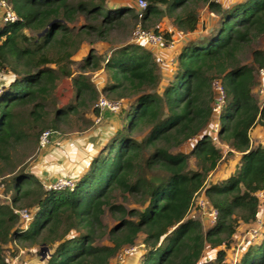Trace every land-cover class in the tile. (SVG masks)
Returning a JSON list of instances; mask_svg holds the SVG:
<instances>
[{
	"label": "trees",
	"instance_id": "trees-1",
	"mask_svg": "<svg viewBox=\"0 0 264 264\" xmlns=\"http://www.w3.org/2000/svg\"><path fill=\"white\" fill-rule=\"evenodd\" d=\"M7 2L18 20L0 27V71L8 73L0 92L5 197L0 202V264H9L6 254L14 257L19 248H29L31 264H109L139 234L143 251L138 264H231L226 249L239 230L258 218L263 226L257 237L262 239L256 244L246 240L235 264H264V216L257 196L264 190V145L252 146L249 136L253 126H264V102L252 95L264 51H250L251 65L240 59L264 36V0L226 7L219 0H145L141 18L135 5L112 7L109 0ZM202 6L214 15L213 24L180 48L169 77L160 73L149 49L134 43L113 46L107 55L91 47L83 58H73L84 43L124 40L137 23L158 32L159 22L171 18L176 30L194 32ZM163 35L169 40L166 31ZM101 68L107 79L97 91L87 74ZM67 77L74 102L59 107L54 90ZM214 79L225 92L216 132L208 129ZM99 93L128 100L120 108L119 127L87 169L73 177V188L45 189L39 173L21 165L23 158L35 150L45 129L65 133L75 124L79 130L92 125L84 111ZM90 112L99 115L95 108ZM215 143L228 146L226 155L238 153L240 163L226 180L205 186L223 159ZM184 144L188 149L181 148ZM202 189L216 210L214 222L205 228L187 217ZM115 192L138 207L116 203ZM23 208L31 214L25 228L15 212ZM106 210L116 225L108 229L110 244L104 245L98 242L105 236L101 216ZM42 247L46 256L40 260ZM204 249L213 255L207 257Z\"/></svg>",
	"mask_w": 264,
	"mask_h": 264
},
{
	"label": "rangeland",
	"instance_id": "rangeland-1",
	"mask_svg": "<svg viewBox=\"0 0 264 264\" xmlns=\"http://www.w3.org/2000/svg\"><path fill=\"white\" fill-rule=\"evenodd\" d=\"M238 1H242V0H219V2L224 7L231 6V5H233L234 3L238 2ZM119 3H127V4H130V5L131 4L135 5L136 4V0L135 1L134 0H109V4L112 7L114 5L119 4ZM135 7H136V5H135ZM198 11H199V21H198L197 29L194 32L182 33L181 31L176 30V28L171 25V18H164V19H162L159 22V31L162 32V33L164 31H166L170 35L169 39L170 38L173 39L174 42H176V43H179V40H182V39H191V38H195V37H198L200 35L205 34L206 31H204V29L206 30V28H208L211 24H213L212 23L213 22L212 19L214 18V15L211 12H209L206 9V7H203V6L200 7L198 9ZM133 28H132V30H133ZM132 30L130 31L128 36L125 37L124 40H121V39L119 40L118 38L113 37V38H111V40H112L111 42H95V43L91 44L92 46H90V44H88V43H84L83 46H81V49L77 52V54L73 56V58H74V60H77L78 58H83L85 56L86 52L88 51V49L91 48V47L96 48V49L98 48V51L100 53L107 55V54L110 53V50H111V48L113 46L117 47V45H119V44L124 45V43H133L130 40L131 39ZM168 30H170V32ZM179 46L180 45H178V47ZM178 47L177 46H171V47H168V48H164L165 52H166L165 54L164 53L163 54L162 53L158 54V52H156V57L155 58H156V61L158 63V66H159V70L161 71L160 73L163 75L164 78L166 76V72L165 71L168 72V71H170L171 69H173L175 67V57H176V55L178 53V49L180 48V47L179 48ZM253 48H259L262 51H264V36H261L258 39H256L250 45V47H247L244 51H242V53L240 55V59H241L242 63H245L247 65L248 64L251 65L250 51ZM160 59H163L162 62H159ZM77 65L78 64H75L72 67H74V69H76V68H78ZM76 74H77V71H75L74 75H76ZM87 75L89 76V79H90L91 83L93 84V86L94 87H96V86L98 87L97 91H100L101 88L103 87L104 83L106 82L107 73L101 68V69H98V70L93 71V72H88ZM263 76H264V74L261 73L259 71V69H258L256 74H255V78H256L257 84L252 89V95L257 100V102H259L260 100L262 101V99L264 98L263 97L264 94L262 95V93H260V89L264 88V78H263ZM57 85H58L57 88L54 90V92H55L54 97L56 98L57 106L61 107L63 105L68 104L69 102L70 103L74 102L73 101L74 100V90H73L72 85H71L70 77L61 79L57 83ZM260 94L262 95V97L260 96ZM99 96H104V95L99 93ZM107 99H110V98H107ZM119 101L121 102V109H122V107H127V102H128L127 99H120ZM263 102H264V100L262 101V103ZM91 108H93V105L91 106ZM91 108H89V109L84 111V117L85 118H91V119L93 117L94 121L97 122L96 118H94L96 116L92 112H90ZM121 109L118 110L117 112L111 114V119L112 120H110V122L108 124H109L110 128L112 127L113 131H114L113 127L115 126V124H117L115 129L118 128L119 125H120L119 121H121V117L119 115L120 114L119 112L121 111ZM82 123H83V120L81 122H78V124L80 126L82 125ZM100 123H101V121L99 123H97V124H100ZM92 125H95V124L93 123ZM92 125H90V126L92 127ZM74 126L75 127H73V130L65 132L67 134L70 133V134H68V137L69 136H71V137L80 136L81 133H83L82 131H85V129L84 130H79L77 128L76 124ZM90 126L87 127V128L90 129ZM109 127H108V129H109ZM208 129L211 130L210 127H208ZM91 130H95V128L94 129L92 128ZM81 136H83V135H81ZM249 136L251 138V145L252 146H257L259 144L264 145V126H262L260 124H256L249 131ZM108 137H109V135H108ZM108 137L105 139V142L108 139ZM212 139H213L214 142L216 141L215 133H212ZM105 142H104V144H105ZM216 145H218L221 148L222 156H223L222 158L223 159L208 174V176L206 178V181H205V186H207V185H209L210 183H213V182H220V181L226 180L238 168L239 163H240L239 162V157H238L239 155L237 153H234L232 155H226V153L228 151V146L227 145H225V144L224 145L216 144ZM181 148L183 150H186V149H188V146H187V144H184ZM41 153H40V155H41ZM39 159H40V156L38 154V151L35 148V150L30 152L27 156H25L23 158V161H22L21 165L26 167V169L28 170V169H30L33 166L34 167L38 166L40 164ZM90 161H91V159L88 160V162H90ZM194 161H195L194 157H191L189 159V166L191 168H193V169L195 168V162ZM87 167H86V169H87ZM38 172L40 173V171H38ZM144 172H146V170H144ZM39 175H41V174H39ZM78 175H80V174H78V173L75 174V176H78ZM146 175L148 176L149 173L146 172ZM41 177H43V176L41 175ZM2 189H3L2 186H0V202L3 200V198H5L3 196V194H2ZM257 196H258L259 203H260V206H261L263 204L262 203V198H264V190L261 191V192H257ZM200 198H203V200H206V198L204 196L203 189L200 190L195 195L194 201H193V203L191 205V208H190V210L188 212V216L187 217L199 220L202 223L203 228H205L208 225L212 224V222L210 221V217L207 214L208 213L207 204H204L203 206H200V204H198V199H200ZM114 199H115L116 203L122 204L128 209L132 208V207H135V208L138 207V205L133 203L129 198H123V196L120 195L117 192H115V198ZM263 210L264 209L262 208V211L259 214V215H261L262 218L264 216V211ZM101 220H102L103 224L105 225V228H106L105 231L106 232H105L104 238L101 239L98 242V244L107 245V244H110V241H109V238H108L106 233H107L109 228H111L114 225H116V221L112 219V217L110 216V214H109V212L107 210L101 216ZM262 230H263V228H262ZM243 233H244L243 230H239L238 234L235 237V240L232 243V245L229 248L226 249V262L227 263L232 262L233 258H235V252L238 249L237 248V244L239 246L240 245L242 246V245L245 244L246 240L241 237V235H243ZM141 239H142V235L139 234L137 236L136 240H135V243H134V244L138 245V251H137V253H135L136 254L135 255L136 256V260L132 264H138V261H139V259L141 257V254H142V252H140ZM261 239H262V237L260 235L259 237H256L255 240L252 241V243H255V244L259 243L261 241ZM246 243H249V242H246ZM240 247H239V250H238L239 256L241 255ZM27 249H29V248H19L18 252L16 253V255H14V257H10L9 254H6V256H8V258H10L9 261H10L11 264H31L30 261L33 259V255L31 253H28ZM33 249H34V247L30 248V250H33ZM119 251L114 256H112L109 259V264H113L118 259ZM211 251L212 250L204 249V255L206 254L207 257L210 256V255H213V252H211ZM40 252H41V248H40L39 254H40ZM44 252L46 254V251H44ZM41 257H42V255L40 254V260H41ZM43 258H45V257H43ZM130 261H131L130 259L127 260V258H124L125 264H130L131 263Z\"/></svg>",
	"mask_w": 264,
	"mask_h": 264
},
{
	"label": "built area",
	"instance_id": "built-area-1",
	"mask_svg": "<svg viewBox=\"0 0 264 264\" xmlns=\"http://www.w3.org/2000/svg\"><path fill=\"white\" fill-rule=\"evenodd\" d=\"M217 1V0H216ZM136 7L138 8V17L141 18L142 13L141 10L146 7L145 0H136ZM18 20L17 15L12 10L10 3L7 2V0H0V27H4L8 23H13ZM170 32V30H168ZM131 42L134 44H138L141 46H149L156 49H159L160 47L168 48L173 46L175 43L173 39H166L164 38V35L162 32L158 31L155 32L151 29H144L140 23H137L136 26L133 28L131 33ZM163 59H160L159 62H162ZM259 71L264 74V67L260 68ZM8 73L4 71H0V92L2 91V86L5 84V77ZM211 89L214 93V99L211 103V124L209 127L212 131L216 132L218 128V115L220 114V111L225 103V92L223 85L218 79H214L211 82ZM260 93L264 94V88L260 89ZM93 108L97 109L99 112L102 111H108L110 113H115L121 108V102L119 100H112L107 99L104 96H99L93 103ZM96 121H98V118H96ZM56 134V131L51 129H45L43 130L39 136L37 141V147L36 150H40L44 148L46 145L49 144L51 137ZM75 186V180L71 176H65L60 175L57 176L55 179L50 181H45L43 184V187L47 190H63V189H71ZM263 191V190H261ZM259 191V192H261ZM261 195V194H260ZM262 208L264 209V198H262ZM198 204L200 206H203L204 204H207L208 208V216L210 217V221L213 223L216 218V210L209 206L206 200H203V198L198 199ZM264 211V210H263ZM15 212L19 215L20 220L22 222L21 226L26 227L27 223L31 220V214L26 209H15ZM262 227V220L261 218L256 219V222L253 226L248 227L246 230H244L243 235H241L242 238L245 240H254L257 235L259 234V231ZM237 243V242H236ZM237 244V251L235 252V258H233L231 264H235L238 261L239 257V246ZM138 251V245L137 244H131L123 246L118 255V259L113 264H125L124 258H127V260L133 256ZM17 257V256H16ZM11 264V263H9Z\"/></svg>",
	"mask_w": 264,
	"mask_h": 264
},
{
	"label": "crops",
	"instance_id": "crops-1",
	"mask_svg": "<svg viewBox=\"0 0 264 264\" xmlns=\"http://www.w3.org/2000/svg\"><path fill=\"white\" fill-rule=\"evenodd\" d=\"M188 40L189 39L179 40V43L175 42L173 46L178 47V45H180L179 47L181 48L183 45L186 44ZM144 47L149 49L154 55V57H156V52H158V54L166 53L163 47H160L159 49L149 46H144ZM180 48L178 49V52ZM165 72H166V76L170 75V71L168 72L165 71ZM5 81H7L6 77H5ZM95 88L97 89L98 87L96 86ZM262 95L260 94L261 97ZM263 100L264 98L262 99V101ZM262 101L260 100L259 103H261ZM111 114L113 113H110L108 111L99 112V115L94 117V118H98L97 122H95L92 117V120L94 121L93 123L95 125H92V127L90 126V129L87 128L85 129V131H82L83 133H81V135L83 136L80 135V136L68 137V134L70 133L67 134V133L56 132V134H54L51 137L48 145H46L44 148L40 150H37L40 156L39 159L40 164L36 167L33 166L30 169L37 172L40 171V173L39 172L38 173L43 176L41 178L42 181L44 182L53 180L60 175L76 177L75 174L77 173L81 174L82 171L85 170L86 167L88 166L89 163L88 160H90L101 150V148L104 145L105 139L111 133L112 127L110 128L108 124L110 120H112ZM100 121L101 123L97 124ZM116 125L117 124H115V126L113 127L114 130ZM92 128L93 129L95 128V130H91ZM250 142H251V138H250ZM142 251H143V246L141 243L140 252Z\"/></svg>",
	"mask_w": 264,
	"mask_h": 264
},
{
	"label": "water",
	"instance_id": "water-1",
	"mask_svg": "<svg viewBox=\"0 0 264 264\" xmlns=\"http://www.w3.org/2000/svg\"><path fill=\"white\" fill-rule=\"evenodd\" d=\"M44 251H46V247H42V248H41V252H40V254L42 255L41 260H43L42 258L46 256V254H45ZM135 255H136V254H134L133 256H131V258H130V260H131L130 262H131V263L129 262L130 264H132V263L135 262V260H136V256H135Z\"/></svg>",
	"mask_w": 264,
	"mask_h": 264
}]
</instances>
